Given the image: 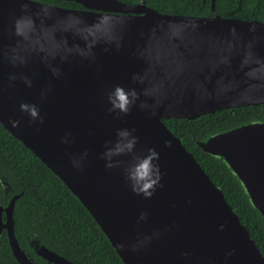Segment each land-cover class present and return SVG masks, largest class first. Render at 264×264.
Returning a JSON list of instances; mask_svg holds the SVG:
<instances>
[{"label":"water","instance_id":"1","mask_svg":"<svg viewBox=\"0 0 264 264\" xmlns=\"http://www.w3.org/2000/svg\"><path fill=\"white\" fill-rule=\"evenodd\" d=\"M67 1L82 9L0 0V125L78 199L123 264H264L221 188L163 123L264 105V23L221 17L214 0L212 17L159 13L144 2ZM117 86L136 93L134 102L125 96L126 113L109 110L110 94L124 103ZM118 130L134 146L106 158V148L130 139ZM196 145L226 164L264 222V120ZM149 149L159 179L141 189L155 187L145 198L128 173ZM0 186L10 190L1 175ZM18 197L0 203V235L18 264H37L14 233ZM35 251L72 264L44 246Z\"/></svg>","mask_w":264,"mask_h":264},{"label":"trees","instance_id":"2","mask_svg":"<svg viewBox=\"0 0 264 264\" xmlns=\"http://www.w3.org/2000/svg\"><path fill=\"white\" fill-rule=\"evenodd\" d=\"M48 5L82 9L67 0H33ZM147 7L159 13L212 17L211 0H119ZM221 17L264 23V0H214ZM264 120V105L222 109L187 120L164 119L163 123L192 153L213 183L221 188L227 203L249 231L264 256V222L250 204L238 179L226 164L204 153L196 142L241 125ZM0 175L10 190L0 186V203L6 206L19 195L13 210L14 233L24 247L26 237L41 243L74 264H123L103 232L78 199L37 157L0 125ZM19 243V244H20ZM0 264H18L5 232L0 235Z\"/></svg>","mask_w":264,"mask_h":264},{"label":"clouds","instance_id":"3","mask_svg":"<svg viewBox=\"0 0 264 264\" xmlns=\"http://www.w3.org/2000/svg\"><path fill=\"white\" fill-rule=\"evenodd\" d=\"M115 93L119 95V98L124 101V103L116 104L115 101L112 99V95H109V104L111 107L109 108L110 111L114 109H119L121 112L128 111V103L129 101L125 100L126 95H131L132 101H135L136 93L134 90H129L128 93H125L124 90L117 86L115 88ZM21 109H29V114L36 118L38 115V109L34 105L29 106L25 103H21ZM42 119V117L40 118ZM118 137H130L126 141L122 139H118L115 144L111 148H106L104 156L110 157L113 154L120 155L123 154L124 151L131 150L134 146L135 137L131 136V133L128 130H118L117 133ZM158 157V153L155 152L154 149H149V154L145 155L144 157L138 159V162L132 166L129 170L128 178L130 181H133V191H136L137 194H142L145 198L150 197L153 192L155 191V187L152 188L151 191H141V189L149 187V181L156 185L159 179V166L158 164L154 163V158ZM111 165L106 164V167H110ZM154 178V179H152Z\"/></svg>","mask_w":264,"mask_h":264},{"label":"flooded vegetation","instance_id":"4","mask_svg":"<svg viewBox=\"0 0 264 264\" xmlns=\"http://www.w3.org/2000/svg\"><path fill=\"white\" fill-rule=\"evenodd\" d=\"M2 221L4 222L5 221V218L3 217L2 218ZM3 232H5V234H6V231L3 229L2 230V232H1V234L3 233ZM6 237H7V234H6ZM27 239H26V245H27V247H24L23 245H21V243L20 242H18V243H20V246H21V248H23L24 249V251L32 258V260L35 262V263H37V264H54V263H52V262H49V261H47L46 259H44L43 257H41L39 254H37V252L35 251V246H44V247H46L45 246V244H43V243H41L42 242V240L40 239V238H28V237H26ZM18 240V239H17ZM47 248V247H46ZM49 249V248H48ZM49 250H51L52 252H54L55 254H57V255H59V256H61V257H63V258H65V256H63L62 254H60V253H58V252H56V251H54V250H52V249H49ZM66 259V258H65ZM71 262V261H70ZM72 264H74L73 262H71Z\"/></svg>","mask_w":264,"mask_h":264}]
</instances>
